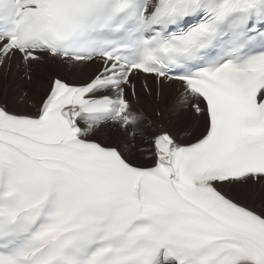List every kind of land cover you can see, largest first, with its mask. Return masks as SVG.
Segmentation results:
<instances>
[{
	"label": "snow or ice",
	"instance_id": "6c2138e0",
	"mask_svg": "<svg viewBox=\"0 0 264 264\" xmlns=\"http://www.w3.org/2000/svg\"><path fill=\"white\" fill-rule=\"evenodd\" d=\"M45 59L93 70L0 104V264H264V0H0V66Z\"/></svg>",
	"mask_w": 264,
	"mask_h": 264
},
{
	"label": "bare ground",
	"instance_id": "6f19581e",
	"mask_svg": "<svg viewBox=\"0 0 264 264\" xmlns=\"http://www.w3.org/2000/svg\"><path fill=\"white\" fill-rule=\"evenodd\" d=\"M90 69L91 68L79 69V70L70 69L68 72L64 71V74L69 76L76 74L79 75L78 77L73 76L72 78H70V80L76 78H86L87 77L86 72ZM42 70L43 73H45V75H43V73L37 74L38 71H42ZM29 71L31 72L28 73L24 71L22 73H19L15 70H10L6 77L4 76L5 73L0 71V104L7 105L11 110L23 111L28 107L29 103L31 105V101L34 95L38 96L42 94L44 90V84L42 78L46 76V72L48 73V77H49L52 73V70L47 67H38V68L33 67ZM81 71H83L84 73H82ZM23 75L30 76V80L27 81L28 83L30 82L29 85H27L26 80L24 81L20 80V78ZM4 84H10V90H11L10 92L2 91L1 86ZM173 90L174 87L165 90V93L161 98L163 102L162 106L153 105L152 101L150 99H147L146 102L145 100L142 101V108L146 112V109L148 108L151 109L153 107L156 108L162 107L161 112L163 113V119L159 121V124H162L165 128H171L173 130L174 135L181 134L186 130L195 131V129L198 127V123L194 121V118L192 117L189 111L181 110L177 106L178 93L174 94ZM25 93H27V95ZM164 97H169V98L167 99V101H165ZM16 101L21 102L20 106L16 105ZM144 147L147 151L148 145H144ZM138 155H140L141 157H143L148 161V157H149L148 151L146 155H144V153H138ZM137 161H141V159H137ZM256 207L257 210H259L260 204L257 203Z\"/></svg>",
	"mask_w": 264,
	"mask_h": 264
},
{
	"label": "rangeland",
	"instance_id": "374dc122",
	"mask_svg": "<svg viewBox=\"0 0 264 264\" xmlns=\"http://www.w3.org/2000/svg\"><path fill=\"white\" fill-rule=\"evenodd\" d=\"M30 69H31V68H30ZM30 69H29V70H30ZM45 72H46V71H45ZM38 73H40V74L43 73V70H42V71H38L37 74H38ZM43 75H45V73H43ZM4 78H5V77H4ZM4 78H3V79H4ZM47 78H48V73L46 72V76L42 78L44 86H45V82H46ZM32 79H33V77H32ZM20 80H21V81H24L25 79L21 77ZM26 83H27V85H29L30 82L28 83V82L26 81ZM1 89H2V91L10 92V91H11V90H10V84H4V85H2V86H1ZM146 100H147V99H145V102H146ZM20 104H21L20 101H16V105H17V106H20ZM27 104H28V103H27ZM146 154H147V151L144 152V155H146ZM137 159H141V161H138L139 163H146V162H148L146 159H144L143 157H141L140 155H138V153H137ZM145 161H146V162H145Z\"/></svg>",
	"mask_w": 264,
	"mask_h": 264
}]
</instances>
